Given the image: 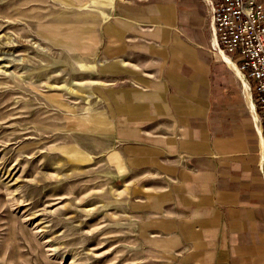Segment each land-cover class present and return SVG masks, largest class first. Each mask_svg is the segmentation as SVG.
Masks as SVG:
<instances>
[{
    "label": "crops",
    "instance_id": "0c3cea01",
    "mask_svg": "<svg viewBox=\"0 0 264 264\" xmlns=\"http://www.w3.org/2000/svg\"><path fill=\"white\" fill-rule=\"evenodd\" d=\"M212 0H113L98 92L157 264H264L263 124Z\"/></svg>",
    "mask_w": 264,
    "mask_h": 264
},
{
    "label": "rangeland",
    "instance_id": "374dc122",
    "mask_svg": "<svg viewBox=\"0 0 264 264\" xmlns=\"http://www.w3.org/2000/svg\"><path fill=\"white\" fill-rule=\"evenodd\" d=\"M113 0H0V264H157L98 92Z\"/></svg>",
    "mask_w": 264,
    "mask_h": 264
},
{
    "label": "built area",
    "instance_id": "2783aa9c",
    "mask_svg": "<svg viewBox=\"0 0 264 264\" xmlns=\"http://www.w3.org/2000/svg\"><path fill=\"white\" fill-rule=\"evenodd\" d=\"M217 50L234 61L253 82L264 141V0H212ZM264 169V152L261 159Z\"/></svg>",
    "mask_w": 264,
    "mask_h": 264
},
{
    "label": "bare ground",
    "instance_id": "6f19581e",
    "mask_svg": "<svg viewBox=\"0 0 264 264\" xmlns=\"http://www.w3.org/2000/svg\"><path fill=\"white\" fill-rule=\"evenodd\" d=\"M228 54H226V53H224V57L225 56H227ZM229 56V55H228ZM230 57V56H229ZM231 58V57H230ZM238 71L240 72V75L242 76V77H244L243 75H242V73H241V71L239 70V68H238ZM246 78L244 77V79L243 80H245ZM246 81V80H245Z\"/></svg>",
    "mask_w": 264,
    "mask_h": 264
}]
</instances>
